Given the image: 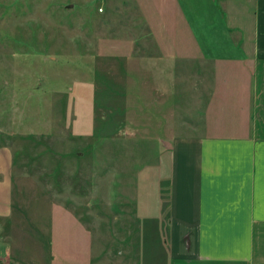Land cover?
I'll list each match as a JSON object with an SVG mask.
<instances>
[{
	"label": "rangeland",
	"instance_id": "1",
	"mask_svg": "<svg viewBox=\"0 0 264 264\" xmlns=\"http://www.w3.org/2000/svg\"><path fill=\"white\" fill-rule=\"evenodd\" d=\"M118 1L0 0V147L12 158L10 264H116L146 250L145 215L137 206L142 198L150 222L168 159V126L181 120L165 117L173 96L158 109L152 103L158 81L141 61L147 50L139 55L134 44L122 65L116 48L108 51L120 37L140 47L137 40L149 36L138 16L125 23ZM190 2L189 24L179 17L176 34H198L205 14L214 20L208 28H217L221 15L232 24L233 4L252 11L249 0ZM162 74L165 84L167 66ZM163 84L158 91L165 95Z\"/></svg>",
	"mask_w": 264,
	"mask_h": 264
},
{
	"label": "crops",
	"instance_id": "2",
	"mask_svg": "<svg viewBox=\"0 0 264 264\" xmlns=\"http://www.w3.org/2000/svg\"><path fill=\"white\" fill-rule=\"evenodd\" d=\"M181 1H118V7L128 10L119 8L125 23L138 16L149 36L136 35L140 47L126 37L106 45L108 51L116 48L119 65L134 44L137 54L147 50L139 55L158 81L151 85L152 103L158 109L173 96L165 117L181 120L168 126V159L162 164L157 203L149 212L155 218L145 222L142 198L137 206V213L141 206V217L145 215L140 241L145 229L148 238L141 247L146 250L138 259L115 263L264 264V0H249L250 13L230 5L232 24L219 15L214 29L208 28L214 24L211 14H205L200 32L192 35L175 33L179 17L189 24L185 7L188 12L193 8L190 0L184 8ZM109 7L107 2L100 12ZM166 66L167 81L159 83ZM161 84L168 89L165 95L158 91ZM12 215V158L9 149L0 147V264H10L7 228Z\"/></svg>",
	"mask_w": 264,
	"mask_h": 264
},
{
	"label": "built area",
	"instance_id": "3",
	"mask_svg": "<svg viewBox=\"0 0 264 264\" xmlns=\"http://www.w3.org/2000/svg\"><path fill=\"white\" fill-rule=\"evenodd\" d=\"M99 11H101V8L99 9Z\"/></svg>",
	"mask_w": 264,
	"mask_h": 264
}]
</instances>
